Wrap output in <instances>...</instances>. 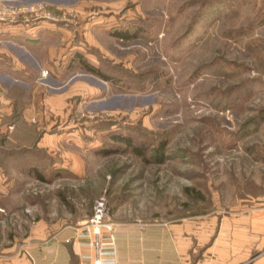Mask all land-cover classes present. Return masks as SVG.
<instances>
[{
    "label": "rangeland",
    "instance_id": "rangeland-1",
    "mask_svg": "<svg viewBox=\"0 0 264 264\" xmlns=\"http://www.w3.org/2000/svg\"><path fill=\"white\" fill-rule=\"evenodd\" d=\"M68 2L59 9L40 2L55 20L26 22H50L69 35L56 31L40 44L37 89L7 92L0 243L12 241L17 227L7 155L16 134L37 130L70 134L59 146L84 158L88 198L105 196L119 220L142 229L220 226L264 212V0ZM46 46H54L52 60ZM86 64L115 81L90 74ZM118 137L142 146L145 157Z\"/></svg>",
    "mask_w": 264,
    "mask_h": 264
},
{
    "label": "crops",
    "instance_id": "crops-1",
    "mask_svg": "<svg viewBox=\"0 0 264 264\" xmlns=\"http://www.w3.org/2000/svg\"><path fill=\"white\" fill-rule=\"evenodd\" d=\"M0 1L45 2L58 9L74 2ZM55 29L50 22L31 25L0 19V122L11 113L9 90L37 89L40 44L51 41L56 31L68 37V31ZM44 49L52 60L54 46ZM69 135L37 130L14 136L17 227L12 241L0 243V264H264V212L258 211L241 214L243 221H223L220 226L146 229L119 220L112 212V231L102 232V244L95 249L82 232L93 204L87 195L84 158L59 146L65 144L60 139L68 140ZM27 139L29 146L22 143ZM27 186L40 189L26 197L23 188Z\"/></svg>",
    "mask_w": 264,
    "mask_h": 264
},
{
    "label": "built area",
    "instance_id": "built-area-1",
    "mask_svg": "<svg viewBox=\"0 0 264 264\" xmlns=\"http://www.w3.org/2000/svg\"><path fill=\"white\" fill-rule=\"evenodd\" d=\"M0 19L7 22H29L40 20H55L54 14L46 4L35 2L29 4H12L0 1ZM112 211L105 196L93 200L90 217L82 226V232L90 239L91 246L95 249L102 244L100 237L102 232L112 231L113 223L110 221Z\"/></svg>",
    "mask_w": 264,
    "mask_h": 264
},
{
    "label": "trees",
    "instance_id": "trees-1",
    "mask_svg": "<svg viewBox=\"0 0 264 264\" xmlns=\"http://www.w3.org/2000/svg\"><path fill=\"white\" fill-rule=\"evenodd\" d=\"M86 70L90 73V74H93L97 77H100L101 79H103L104 81H107V82H114L115 80L108 76V74H106L105 72H103V70L99 67H94V66H90V65H87L86 64ZM19 116L20 114H18L17 110L14 111L13 113V122H16L18 119H19ZM116 141H120L122 143H124L127 148H129L135 155L137 156H140V157H145L146 155V151L145 149L140 146V147H137L135 146L133 143H132V140L130 138H127V137H118L115 139ZM163 148H164V143L160 144L158 146V148L156 149L155 152H157V160H156V163L158 164H161L162 161H163V155H162V151H163ZM15 148H14V151L13 153H8L7 157L10 158L11 160H13V163H15ZM111 151H102L101 154L107 156V155H111ZM40 178V177H39Z\"/></svg>",
    "mask_w": 264,
    "mask_h": 264
}]
</instances>
